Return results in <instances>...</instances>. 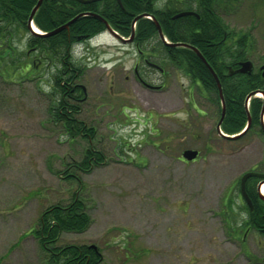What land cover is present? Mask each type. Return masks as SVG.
Instances as JSON below:
<instances>
[{"label":"rangeland","instance_id":"obj_1","mask_svg":"<svg viewBox=\"0 0 264 264\" xmlns=\"http://www.w3.org/2000/svg\"><path fill=\"white\" fill-rule=\"evenodd\" d=\"M221 17L229 31L250 36V61L258 69L264 64V0H241ZM28 30L26 25L0 43V54L9 52L0 58V264H44L30 231L44 208L66 203L75 192L83 195L91 224L83 233H62L56 246H95L105 264H264L262 235L248 227L229 233L247 216L240 177L264 173L260 127L236 140L220 137L218 96L160 64V54L152 57L158 40L141 47L157 66L140 61L149 86L143 87L133 77L134 43L97 37L69 52L84 68L76 82L86 94L78 117L94 129L92 145L102 164L75 172L79 182L61 179L55 171L64 170L62 162H80L89 145L68 138L49 112L58 98L52 65L61 61L51 59L48 67L30 51V64H40L37 78L21 75L22 66L4 70L12 55L23 64ZM165 39L175 45L170 48L182 47ZM185 150L198 156L185 162Z\"/></svg>","mask_w":264,"mask_h":264},{"label":"trees","instance_id":"obj_2","mask_svg":"<svg viewBox=\"0 0 264 264\" xmlns=\"http://www.w3.org/2000/svg\"><path fill=\"white\" fill-rule=\"evenodd\" d=\"M38 1L0 0V43L6 42L7 36H11L14 31L17 32L26 27L28 17ZM157 1L119 0L120 6L118 0H100L86 5L75 0H42L33 17V23L42 32L49 33L80 14L91 13L104 19L120 35L130 36L133 19L140 14L151 15L159 23L164 36L169 41L196 48L212 68L220 81L225 103L221 130L229 135L238 133L247 121L245 98L253 91L264 92V78L258 71H253L250 75H228V68L237 69L239 63L250 60L254 52L253 42L248 34L229 31L222 22L221 14L234 10L241 0H167L162 8L156 7ZM182 12H193L197 16L173 18ZM104 29L105 25L100 19L94 16H80L68 29L54 36H30L23 64L16 55L14 58L12 55L9 61L5 62L4 70L7 74L13 71L12 67L18 69L22 66L21 75L31 80L38 77L35 73L39 72L40 64L32 63L31 65L28 52L32 51L34 57H44L48 61V67L52 65L51 59L61 61L57 68L55 64L52 65L55 66V71L51 80L56 86L55 92L58 98L56 96L51 100L53 105L49 106V112L68 138H80L89 145L88 148L83 149L80 162L73 160L62 162L64 173L60 170L55 171L61 179L66 181L79 182L80 178L75 175V172L89 173L94 167L102 164V158L92 145L94 129L87 127L80 120L79 103L77 104L69 97L75 95L71 92L73 84L84 73V68L73 62L69 50L74 43L87 40ZM153 40L158 41L155 45L157 47L151 49L152 57L157 58L160 54L161 61H158L160 64H171L192 82L199 81L207 92L218 96L216 84L209 71L191 49L166 46L159 41L154 22L144 18L139 19L136 22L133 43L141 49ZM4 54L9 52L6 50L0 54L3 60ZM151 62L155 63V61ZM60 67L62 68L59 69ZM63 84L71 85L67 89V86ZM79 97L81 98L82 94ZM261 106L260 100H251L249 131L259 127ZM219 110L218 102L220 114ZM260 133L264 136L261 130ZM50 170L53 171L51 168ZM67 171L73 173H67ZM257 181L256 178H249L245 184V192L253 209L250 211L246 207V218L242 220L240 226L230 227L229 233L237 234L242 228L248 227L264 237V202L256 193ZM90 224L91 217L84 197L76 192L66 203L53 204L44 208L38 217L36 227L30 231L45 253L44 264H105L103 254L97 247L56 246L62 233H83Z\"/></svg>","mask_w":264,"mask_h":264},{"label":"water","instance_id":"obj_3","mask_svg":"<svg viewBox=\"0 0 264 264\" xmlns=\"http://www.w3.org/2000/svg\"><path fill=\"white\" fill-rule=\"evenodd\" d=\"M78 1L79 3L81 4H88V3H92V2H95V1H99V0H76ZM41 4V0L38 1V3L36 4V6L33 8V10L31 11V14L28 18V21H27V26H28V29L30 31V33L34 36H46V37H50V36H53L55 34H58L59 32L63 31V30H66L69 25H71L73 22H75L78 17L82 16V15H79L75 18H73L71 21L67 22L66 24L60 26L59 28H56L54 29L53 31L47 33V34H40V33H37L35 32L33 29H32V20H33V16L36 12V10L38 9V7L40 6ZM84 16H95L97 17L96 15L94 14H83ZM185 16H195V14L193 12H182V13H179L177 14L176 16H174V18H179V17H185ZM141 16L137 17L134 21H136L138 18H140ZM99 18V17H98ZM103 23L105 24V27H106V30L108 31V33L110 35H112L115 39H118L119 41H121L122 43H129L131 41V38L128 39V40H123L119 35H117L116 33H114L111 28L107 25V23L105 21H103ZM155 23V26L157 28V32H158V35H159V38L161 39L162 42L166 43V45L170 46V47H174L175 45L174 44H169L167 42H165L164 40V36H163V33L161 32V29H160V26L159 24L157 23V21H154ZM133 36V33L131 34V37ZM179 46H184V47H187V48H190L191 50H193L198 56L199 58L201 59V61L203 62V64L206 66V68L209 70L211 76L213 77L214 81H215V84H216V87H217V91H218V94H219V98L221 100V105H222V112H221V118L217 124V130L219 132V134L223 137V138H228V139H237L238 137H240L242 134L245 133V131L248 129L249 125H250V117L248 115V119H247V124H246V128L238 135L236 136H226L224 134H222L219 130V126L221 124V121H222V118L224 116V100H223V96H222V92H221V87H220V82L217 78V76L215 75V73L213 72V70L210 68V66L205 62V60L200 56L199 52L193 48V47H190L186 44H177ZM253 70V65L251 64V62L249 61H246V62H243V63H240L239 65V68L237 70H229V75H232V74H250ZM260 71H261V77L264 78V65H262L260 67ZM256 93H258V91H255V92H252L248 95L247 99L251 98L252 96H254ZM263 98H264V94L261 93ZM264 115V100H263V104H262V108H261V111H260V122H261V126H262V129L264 130V125H263V122H262V117ZM197 156V151H194V150H185L183 153H182V157L187 160V161H191L193 160L195 157ZM250 177H257V178H264V175L263 174H258V173H254V172H248V173H245L241 178H240V184H239V188H240V193L242 195V197L244 198V200L247 202L249 208L251 209L252 206H251V202L250 200L248 199L246 193H245V190H244V184H245V181L250 178ZM259 187V186H258ZM259 197L261 200L264 201V196L261 195V193L259 194Z\"/></svg>","mask_w":264,"mask_h":264},{"label":"flooded vegetation","instance_id":"obj_4","mask_svg":"<svg viewBox=\"0 0 264 264\" xmlns=\"http://www.w3.org/2000/svg\"><path fill=\"white\" fill-rule=\"evenodd\" d=\"M154 18V17H153ZM119 34V33H118ZM135 48H136V56H137V60H138V63L136 62L135 64H134V66H133V77L135 78V79H137L138 80V82L143 86V87H149L148 85H147V83L143 80V78L141 77V75H140V72L138 71L139 70V64H140V61H142L143 62V64L145 65V66H147L149 69H150V63L151 62H149V60L148 59H146V58H144V53H143V51L138 47V45H135ZM50 66V65H49ZM62 67H60L59 69H61ZM152 69V68H151ZM68 70V69H67ZM70 70V69H69ZM82 76V75H81ZM77 82V80L74 82V85H73V87H72V90H71V92L72 93H75V95H70L69 97H70V99H74V101L78 104V103H80L81 101H83V100H85V88L81 85V84H78V83H76ZM67 84H69L68 82H67ZM76 92H78L77 93V95H76ZM80 94H82V97L80 98L79 96H80ZM261 181V180H260ZM260 181H257L256 182V186H255V190H256V193H258V182H260Z\"/></svg>","mask_w":264,"mask_h":264},{"label":"bare ground","instance_id":"obj_5","mask_svg":"<svg viewBox=\"0 0 264 264\" xmlns=\"http://www.w3.org/2000/svg\"><path fill=\"white\" fill-rule=\"evenodd\" d=\"M32 29L35 31V32H38V30L33 26ZM261 192L264 193V185L261 187Z\"/></svg>","mask_w":264,"mask_h":264}]
</instances>
